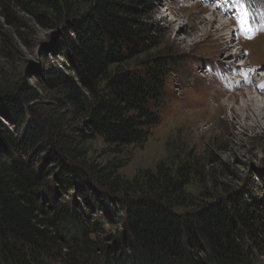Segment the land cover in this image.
I'll return each instance as SVG.
<instances>
[{
    "label": "trees",
    "instance_id": "1",
    "mask_svg": "<svg viewBox=\"0 0 264 264\" xmlns=\"http://www.w3.org/2000/svg\"><path fill=\"white\" fill-rule=\"evenodd\" d=\"M8 1L42 27H63L59 56L69 74L53 65L47 82L85 113L80 136L141 148L159 123L150 105L163 99L160 72L119 66L150 39L154 12L145 0ZM2 91L11 127L0 121V264H264V204L229 188L195 204L185 192L188 161L174 169L161 162L130 180L118 173L124 162L85 166L57 118ZM109 221L122 228L116 247L92 256L97 245L87 237Z\"/></svg>",
    "mask_w": 264,
    "mask_h": 264
},
{
    "label": "rangeland",
    "instance_id": "2",
    "mask_svg": "<svg viewBox=\"0 0 264 264\" xmlns=\"http://www.w3.org/2000/svg\"><path fill=\"white\" fill-rule=\"evenodd\" d=\"M1 1L0 101L4 98L2 90L6 88L14 96L23 97L25 110L32 108L36 114L51 113L65 134L72 136L74 146L85 154L81 160L85 166L124 162L118 173L130 180L139 171L154 172L161 162L174 169L180 162L188 161L192 162L194 171L185 192L194 198L195 204L210 195L221 196L227 188L264 204V130L253 128L252 123L245 128L234 116L238 104L246 100L245 88L248 87L233 89L230 96L224 90L230 67L236 69L243 64L249 66L247 70L259 67L264 78V33L249 41H242L241 31L240 37L229 33L235 22L217 7L219 0L213 1L215 11L197 0H145L147 9L154 12L150 39L144 49L119 67L141 74L151 66L157 67L163 99L156 108L151 104L150 109L158 115L159 123L151 129L141 148L117 150L105 145L100 137L84 140L78 130L87 136L82 124L87 119L85 113L65 104L61 93L48 85L51 66L69 74L66 61L59 56L63 27H42L8 0ZM246 4L252 6L256 15L264 14V0H248ZM214 18L221 20L225 27L220 31L213 22L212 30H219L215 33L223 36L221 41L206 36L199 25L202 19L207 23ZM194 25L197 30L188 37ZM238 43L242 53L234 49ZM253 79L260 78L254 74ZM97 87L102 90L103 83H98ZM59 99L64 104H60ZM85 106L83 104V108ZM0 121L11 127L1 111ZM68 198L62 196L63 200ZM98 216L101 215H93V218ZM120 233L122 228L118 221H109L96 233L91 232L87 241L97 245L92 256L98 254L103 245L116 247L115 240H119ZM73 248L64 245L63 252L71 253Z\"/></svg>",
    "mask_w": 264,
    "mask_h": 264
},
{
    "label": "bare ground",
    "instance_id": "3",
    "mask_svg": "<svg viewBox=\"0 0 264 264\" xmlns=\"http://www.w3.org/2000/svg\"><path fill=\"white\" fill-rule=\"evenodd\" d=\"M213 22L214 23L216 22V26L218 27L220 31H222L225 28L224 24L221 23V20H218L217 18L209 20V22L207 23L205 22L204 19H202L199 21V25H201V30L206 36L211 37L216 41H221L223 36L222 35L216 36V33H215V32L218 33L219 30H215L214 32L212 30ZM195 30H197V26L194 25L191 27V33H188V37L192 36V34L195 33ZM253 80L256 82H253ZM253 80H252L251 85L248 88H245L248 92L246 93V91H243L246 93L245 94L246 96H244L246 100L238 104L237 111L235 112L233 111V113H234V116L237 118V120L239 119L242 121L243 126H245V128H246V125H248L249 123H252L253 128L263 131L264 130V89H262L260 86L264 85V80H261V81L260 79L259 80L253 79ZM252 85L256 86V88L254 89V92H251ZM242 87L243 85H241L239 88H242ZM224 89L226 90V88ZM230 95L231 94H229L228 96Z\"/></svg>",
    "mask_w": 264,
    "mask_h": 264
},
{
    "label": "snow or ice",
    "instance_id": "4",
    "mask_svg": "<svg viewBox=\"0 0 264 264\" xmlns=\"http://www.w3.org/2000/svg\"><path fill=\"white\" fill-rule=\"evenodd\" d=\"M245 2L247 3L248 0H245ZM254 31H255V29L250 28V29L248 30V33L246 34V38L251 39V38H252V33H253ZM260 87H261V88H264V85H261Z\"/></svg>",
    "mask_w": 264,
    "mask_h": 264
}]
</instances>
